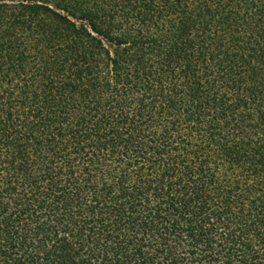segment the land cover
Wrapping results in <instances>:
<instances>
[{"label": "trees", "instance_id": "1", "mask_svg": "<svg viewBox=\"0 0 264 264\" xmlns=\"http://www.w3.org/2000/svg\"><path fill=\"white\" fill-rule=\"evenodd\" d=\"M0 264H264V0H0Z\"/></svg>", "mask_w": 264, "mask_h": 264}]
</instances>
